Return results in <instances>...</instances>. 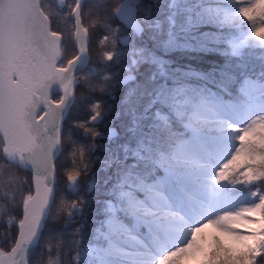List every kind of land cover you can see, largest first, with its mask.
Wrapping results in <instances>:
<instances>
[{"label":"snow or ice","instance_id":"6c2138e0","mask_svg":"<svg viewBox=\"0 0 264 264\" xmlns=\"http://www.w3.org/2000/svg\"><path fill=\"white\" fill-rule=\"evenodd\" d=\"M0 227V264H264V0H0Z\"/></svg>","mask_w":264,"mask_h":264},{"label":"trees","instance_id":"16d2710c","mask_svg":"<svg viewBox=\"0 0 264 264\" xmlns=\"http://www.w3.org/2000/svg\"><path fill=\"white\" fill-rule=\"evenodd\" d=\"M108 2L110 4H115V3L118 2V0H108ZM102 34L103 33H100L97 36H95L94 40H98L99 39V35H102ZM108 47H110V45H108ZM101 50L102 49L100 47H98L96 44L93 45V51H92L93 60H96L98 58L97 57V53L99 51H101ZM173 58L174 59H182L178 55L173 57ZM215 62L216 61L214 59H205L204 61L193 62V65L196 66V67H205V66L210 65V64L215 63ZM82 91L83 90L78 89V93L77 94L80 95L82 93ZM96 95H99V93H97ZM86 109H87V104L80 105L79 108L75 111L74 119H76V120L87 119L88 113H87ZM99 142L100 143H105V141H99ZM85 143H86V141H85ZM61 159L65 161L66 166H68V167L71 166V162H70V159L68 158V153L67 152L64 153V155L61 157ZM67 195H68L69 200L75 198V197H73L71 195V193H68ZM93 207H96V205H93ZM60 223H63V221L61 220ZM0 231H1V227H0ZM52 244H53V249H54V251H53V256H54L55 255V245H56L55 238H53ZM35 259L39 260V257H36ZM44 260H47V256L44 257ZM64 264H66V261L64 262Z\"/></svg>","mask_w":264,"mask_h":264}]
</instances>
